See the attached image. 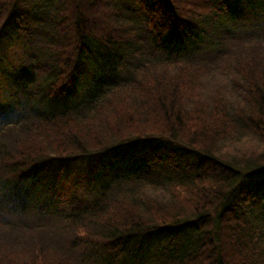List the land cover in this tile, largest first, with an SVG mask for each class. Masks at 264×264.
<instances>
[{"label": "trees", "instance_id": "trees-1", "mask_svg": "<svg viewBox=\"0 0 264 264\" xmlns=\"http://www.w3.org/2000/svg\"><path fill=\"white\" fill-rule=\"evenodd\" d=\"M0 47V264H264V0H0Z\"/></svg>", "mask_w": 264, "mask_h": 264}, {"label": "rangeland", "instance_id": "rangeland-1", "mask_svg": "<svg viewBox=\"0 0 264 264\" xmlns=\"http://www.w3.org/2000/svg\"><path fill=\"white\" fill-rule=\"evenodd\" d=\"M259 1H254V5H258ZM5 40L2 42V53L1 56L4 60L5 63L10 64V62L12 63H16L17 61H19L24 53H23V48L26 47V43H25V38L23 37V35L21 33H18L17 31L14 32V30H12L7 36L6 38H4ZM1 49V47H0ZM81 84V87L84 85H87V83H85V80H81V82H79V85ZM1 89H0V121L2 119H4L6 117V115L10 116L12 115V113H10V111H8V107L7 104L1 103L2 101H8L9 97H8V89L6 88V86L1 83ZM81 90V89H79ZM2 100V101H1ZM140 147L136 150L132 151V154L134 155V159H133V163L131 164L130 161L132 159V154H119L115 157V167L118 169V167H123L126 164H131L129 167H133V168H129V169H133V171H128V172H137L139 171V166L140 165H145L146 163V159H148V155L149 152L148 150L150 149V146H144L143 143L139 144ZM106 164L103 163V158L102 155L100 153H93L91 156H82L80 159H76L74 160V162L71 164V166L68 168V172L65 174L67 176L68 180H74L77 183V187L76 189L79 187L81 188V181L85 179H87V171L88 168H92L94 169L95 173L97 174V176L101 179L105 178V180H107L108 176L110 175L109 171H107L106 169ZM118 166V167H117ZM104 173V175H103ZM108 175V176H105ZM64 175V176H65ZM97 177V178H98ZM73 183V182H72ZM71 183L68 184V188L70 189L71 187ZM68 189V190H69ZM153 238L154 241H157L155 239L154 236H151L150 239L153 242ZM148 243L150 244L151 242L149 240H147ZM146 241V243H147Z\"/></svg>", "mask_w": 264, "mask_h": 264}]
</instances>
